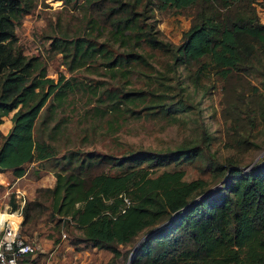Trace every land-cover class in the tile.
Returning <instances> with one entry per match:
<instances>
[{
  "label": "trees",
  "instance_id": "1",
  "mask_svg": "<svg viewBox=\"0 0 264 264\" xmlns=\"http://www.w3.org/2000/svg\"><path fill=\"white\" fill-rule=\"evenodd\" d=\"M36 3L0 0V123L12 111L8 130L0 129V171L20 176L28 163L52 160L55 176L53 184L37 187V194L26 199L21 224L37 221L45 210L51 219L59 215L58 223L68 219L82 233L74 243L112 253L105 264H119V245L137 241L146 232L130 264H264V154L244 166L206 155L197 143L135 149L119 156L81 148L59 153L47 139L59 123L43 135L40 124L79 86L96 96L95 111L101 117L112 114V120L130 115L176 119L177 110L185 109L189 100L151 87L96 90L63 73L48 75L46 59L27 53L15 29ZM62 3L84 10L74 30L60 28L48 35V51L60 53L69 71L97 60L129 82L136 72L150 75L136 67L150 64L138 48L159 49L172 57L173 66L185 65L195 84L213 75L220 79L229 136L238 146L257 144L251 130L256 119L264 124V21L256 0ZM153 9L189 10L190 24L179 42L156 35L145 20ZM256 72L263 75L261 90L249 87V76L256 77ZM192 159L212 172L214 185L203 177H184L179 164ZM11 206L16 207L13 196ZM30 255L18 262L26 263Z\"/></svg>",
  "mask_w": 264,
  "mask_h": 264
},
{
  "label": "rangeland",
  "instance_id": "2",
  "mask_svg": "<svg viewBox=\"0 0 264 264\" xmlns=\"http://www.w3.org/2000/svg\"><path fill=\"white\" fill-rule=\"evenodd\" d=\"M81 1V0H79ZM138 9H142L139 6ZM256 11L261 21H264V0H256ZM145 18L156 30V35L171 43L180 40L182 31L190 24L188 9L180 12L168 9L159 11L148 10ZM84 18V10L62 3V0H37L33 9L26 13L16 25L17 40L23 45L27 53H40L47 62L48 75L57 78L63 73L65 77H72V81L90 83L92 89L103 87L135 88L151 87L173 94L176 99L180 95L189 100L183 110H177V118L160 116H126L113 119V115L105 116L95 111V104L99 101L88 88L79 86L64 102L55 107L53 117L40 126L42 133L47 135L55 123H59L52 131V137L47 138L62 153L67 148H81L93 150L100 154L122 155L130 150L152 149L166 150L179 145L200 144L206 155H214L220 161L230 159L239 165H249L264 154V124L256 119L251 130V138L256 145L238 146L228 134V121L225 119V91L223 84L216 76L204 77L195 84L187 73L185 65L173 66L172 57L159 49H152L148 45L138 48L149 61V65L139 67L140 71H147L150 75L136 72L129 82L120 75H113L107 66L99 61L81 66L72 71L62 62V56L53 50L48 51V35L60 28L74 30L80 19ZM104 37H98L102 40ZM114 51L118 46H113ZM264 64V52L261 54ZM141 67V68H140ZM249 76V87L254 85L260 90L261 73ZM85 87V86H84ZM93 91V90H92ZM91 95V96H90ZM90 97V98H89ZM105 107V106H102ZM47 114L45 108L42 110ZM12 111L3 115L0 129L5 133L11 125ZM37 127V126H36ZM52 129V128H51ZM37 132V128H36ZM52 160L34 161L27 164L23 177L15 182L14 175L5 170L8 183H0V212L6 203L11 206V189L19 187L25 191L26 199H32L36 188L53 184L55 176L52 172ZM184 169L187 179L203 177L210 186L214 185V176L206 170L199 159L186 160L179 164ZM13 184V186H11ZM59 215L51 219L46 210L35 222L21 224L19 231L35 244V249L26 258V264H105L110 255L108 250L94 248L82 242L73 241L81 237L82 233L68 219H59ZM22 219V218H21ZM142 234V233H141ZM140 234V235H141ZM140 235L138 237H140ZM137 237V239H138ZM133 241L120 244L121 256L119 264H130Z\"/></svg>",
  "mask_w": 264,
  "mask_h": 264
},
{
  "label": "built area",
  "instance_id": "3",
  "mask_svg": "<svg viewBox=\"0 0 264 264\" xmlns=\"http://www.w3.org/2000/svg\"><path fill=\"white\" fill-rule=\"evenodd\" d=\"M11 190L16 207L10 210L6 203V208L9 211H18L22 216L21 209L26 201L25 191L19 187ZM20 220L21 217L17 221L10 217L0 218V264H18L20 257L31 254L35 249V244L20 233Z\"/></svg>",
  "mask_w": 264,
  "mask_h": 264
},
{
  "label": "crops",
  "instance_id": "4",
  "mask_svg": "<svg viewBox=\"0 0 264 264\" xmlns=\"http://www.w3.org/2000/svg\"><path fill=\"white\" fill-rule=\"evenodd\" d=\"M23 175V174H22ZM22 175H20V176H14V178H15V182L18 180V179H20L21 177H23ZM8 177H7V175H6V173H5V171H0V183H8ZM49 185H51V184H49ZM4 216H7L6 214H5V212H0V218L1 217H4ZM21 218H22V216H21ZM18 264H26L25 262H19Z\"/></svg>",
  "mask_w": 264,
  "mask_h": 264
},
{
  "label": "bare ground",
  "instance_id": "5",
  "mask_svg": "<svg viewBox=\"0 0 264 264\" xmlns=\"http://www.w3.org/2000/svg\"><path fill=\"white\" fill-rule=\"evenodd\" d=\"M1 212H5V214L7 215L4 217H10L14 221H17L21 217V214L18 211H9L5 206Z\"/></svg>",
  "mask_w": 264,
  "mask_h": 264
},
{
  "label": "water",
  "instance_id": "6",
  "mask_svg": "<svg viewBox=\"0 0 264 264\" xmlns=\"http://www.w3.org/2000/svg\"><path fill=\"white\" fill-rule=\"evenodd\" d=\"M149 234V232L144 233L133 245L132 248V253L135 251V249L137 248L138 244L143 240V238H145L147 235Z\"/></svg>",
  "mask_w": 264,
  "mask_h": 264
}]
</instances>
